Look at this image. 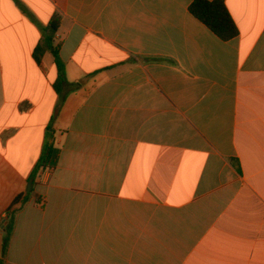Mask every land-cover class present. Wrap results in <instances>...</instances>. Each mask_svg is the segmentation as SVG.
<instances>
[{
	"label": "crops",
	"instance_id": "0c3cea01",
	"mask_svg": "<svg viewBox=\"0 0 264 264\" xmlns=\"http://www.w3.org/2000/svg\"><path fill=\"white\" fill-rule=\"evenodd\" d=\"M193 1L0 0L2 264H264V0Z\"/></svg>",
	"mask_w": 264,
	"mask_h": 264
},
{
	"label": "trees",
	"instance_id": "16d2710c",
	"mask_svg": "<svg viewBox=\"0 0 264 264\" xmlns=\"http://www.w3.org/2000/svg\"><path fill=\"white\" fill-rule=\"evenodd\" d=\"M188 10L195 19L206 26V28L221 41H230L238 36V30L230 14L228 13L223 0H194L190 4ZM59 26L60 17L58 15H54L47 26L41 28L42 39L33 50L32 56L34 61L37 64H40L44 54L48 51H51L56 71V79L53 84V89L56 94L63 96V93H67L68 89L69 92L75 91L81 87V84H70L66 80L64 63L60 59L57 52V47L54 44L55 36L58 32ZM53 159L54 156L51 147L45 148L38 161L36 171L38 169L43 170ZM19 201L20 198H16L14 204ZM12 230L13 219L11 217L9 224L6 227V235L4 238L2 251L3 256H5L7 252ZM0 264H2L1 261Z\"/></svg>",
	"mask_w": 264,
	"mask_h": 264
},
{
	"label": "water",
	"instance_id": "95a60500",
	"mask_svg": "<svg viewBox=\"0 0 264 264\" xmlns=\"http://www.w3.org/2000/svg\"><path fill=\"white\" fill-rule=\"evenodd\" d=\"M30 189H31V183H29L27 191L29 192Z\"/></svg>",
	"mask_w": 264,
	"mask_h": 264
},
{
	"label": "built area",
	"instance_id": "2783aa9c",
	"mask_svg": "<svg viewBox=\"0 0 264 264\" xmlns=\"http://www.w3.org/2000/svg\"><path fill=\"white\" fill-rule=\"evenodd\" d=\"M45 170H46L47 172H50V169H48V168H46Z\"/></svg>",
	"mask_w": 264,
	"mask_h": 264
}]
</instances>
